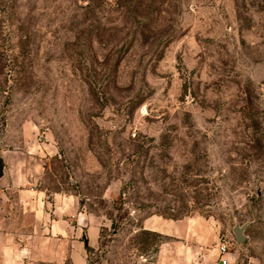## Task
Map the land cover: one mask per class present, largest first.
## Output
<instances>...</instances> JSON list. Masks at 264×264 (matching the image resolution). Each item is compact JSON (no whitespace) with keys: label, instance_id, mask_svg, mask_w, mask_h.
<instances>
[{"label":"rangeland","instance_id":"rangeland-1","mask_svg":"<svg viewBox=\"0 0 264 264\" xmlns=\"http://www.w3.org/2000/svg\"><path fill=\"white\" fill-rule=\"evenodd\" d=\"M32 144L90 264H161L144 221L189 217L264 264V0H0V155Z\"/></svg>","mask_w":264,"mask_h":264},{"label":"crops","instance_id":"crops-1","mask_svg":"<svg viewBox=\"0 0 264 264\" xmlns=\"http://www.w3.org/2000/svg\"><path fill=\"white\" fill-rule=\"evenodd\" d=\"M51 155L54 148L47 144L2 155L0 264H90L88 249L98 246L99 230L80 199L39 187ZM143 225L172 239L160 246L161 264H236L231 252L220 254L213 227L201 217L149 218Z\"/></svg>","mask_w":264,"mask_h":264},{"label":"water","instance_id":"water-1","mask_svg":"<svg viewBox=\"0 0 264 264\" xmlns=\"http://www.w3.org/2000/svg\"><path fill=\"white\" fill-rule=\"evenodd\" d=\"M5 164L2 156L0 155V179L4 176ZM247 227V223L240 226L235 224L232 228V234L234 236L235 241L238 244H243L246 240V235L244 234L245 229Z\"/></svg>","mask_w":264,"mask_h":264},{"label":"built area","instance_id":"built-area-1","mask_svg":"<svg viewBox=\"0 0 264 264\" xmlns=\"http://www.w3.org/2000/svg\"><path fill=\"white\" fill-rule=\"evenodd\" d=\"M227 251H228L227 246L221 243V245L219 246V252H220V254H224Z\"/></svg>","mask_w":264,"mask_h":264},{"label":"trees","instance_id":"trees-1","mask_svg":"<svg viewBox=\"0 0 264 264\" xmlns=\"http://www.w3.org/2000/svg\"><path fill=\"white\" fill-rule=\"evenodd\" d=\"M89 250V249H88Z\"/></svg>","mask_w":264,"mask_h":264}]
</instances>
